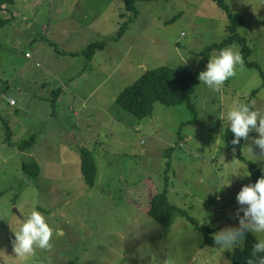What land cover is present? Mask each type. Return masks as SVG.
<instances>
[{
  "label": "rangeland",
  "instance_id": "1",
  "mask_svg": "<svg viewBox=\"0 0 264 264\" xmlns=\"http://www.w3.org/2000/svg\"><path fill=\"white\" fill-rule=\"evenodd\" d=\"M224 2L244 20L238 32L251 50L247 60L264 72V0ZM135 5L136 17L116 40L122 0H14L3 10L10 22L0 29V264H232L233 247L243 245L244 237L231 248L202 247L203 235L179 210L164 226L145 208L166 186L172 205L217 228L213 237L239 226L247 205L236 197L254 183L246 162L264 170V152L251 130L240 147L246 161L239 159L226 117L257 88L250 103L259 123L263 77L243 63L220 92L198 80L197 119L186 104L160 102L151 116L136 118L115 102L118 93L147 69L194 70L201 52L227 36L228 18L213 0ZM97 40L105 46L90 60L59 52ZM220 51L210 52L206 67ZM82 148L96 161L93 186L81 172ZM22 162L38 164V174L27 176ZM32 211L56 233L49 248L18 256L15 232Z\"/></svg>",
  "mask_w": 264,
  "mask_h": 264
},
{
  "label": "trees",
  "instance_id": "2",
  "mask_svg": "<svg viewBox=\"0 0 264 264\" xmlns=\"http://www.w3.org/2000/svg\"><path fill=\"white\" fill-rule=\"evenodd\" d=\"M136 1L138 0H122L123 11L119 12V17L122 19L119 27L112 37L113 40L120 38L125 30L127 29L130 22L136 17ZM220 9H222L228 18V24L226 26L227 36L220 40L219 42H214L208 45L203 52H201L202 58L195 67L194 70H187L185 68L173 67L168 65L159 66L152 69H147L143 72L133 83L124 87L118 95L115 97V102L124 110L131 113L138 119H142L147 116H151L153 113L154 103L160 102L164 105H177L186 104L191 110L194 118L197 119V108L192 102V97L195 93L196 86L198 83V77L201 71L206 70V62L209 58L211 51H220L227 48L230 45H239L241 47V52L244 58V64L248 67H255L258 72L262 75V86H264V72L262 71L259 64L255 61L247 60L250 55V48L247 45V39L245 36L239 34L238 28L243 25V18L241 16L234 15L229 12L227 5L224 0H213ZM14 0H0V29L6 26L10 22V17L3 16L2 12L9 4H13ZM7 10V9H6ZM128 18V19H127ZM46 28V26H45ZM105 41L97 40L90 42L81 51H59L60 54L76 56L82 54L87 60L91 57L97 50L104 48ZM62 89L61 87L59 88ZM58 89V90H59ZM257 88L250 91L249 96L246 101V105L252 110L250 100L254 97L257 92ZM57 92V91H56ZM0 119L2 116L0 114ZM7 132L10 133L9 125L3 120ZM251 132V131H250ZM249 132V134H250ZM244 138L240 139L238 143V157L239 159L246 161L241 155L240 147ZM33 137L23 141L21 149H26L29 147ZM172 148L166 149L165 155L169 156ZM80 163L81 172L84 176V181L87 185L93 186L96 173L97 165L96 161L92 157L91 151L87 148H82L80 150ZM170 164L169 162H167ZM249 167V171L254 183L263 176L261 168L254 162H246ZM22 170L27 176L37 175L39 172V165L35 162H22ZM170 166L166 167L168 169ZM138 204L134 199L132 201ZM140 204V203H139ZM179 210L181 214L185 215L190 222L196 225V229L203 235L202 247L204 245L214 246L215 240L212 236L216 232V227H210L207 225L197 224V221L191 217L189 214L183 212L180 208L172 205L167 198V188L164 186L162 190L153 192L148 196L147 207L145 211L154 218L157 222L164 226L170 225L172 221L173 212ZM259 240L251 233L247 232L244 236V243L242 246L233 247L231 253V263L232 264H259V259L264 254L253 255L254 245L258 243Z\"/></svg>",
  "mask_w": 264,
  "mask_h": 264
},
{
  "label": "clouds",
  "instance_id": "3",
  "mask_svg": "<svg viewBox=\"0 0 264 264\" xmlns=\"http://www.w3.org/2000/svg\"><path fill=\"white\" fill-rule=\"evenodd\" d=\"M243 63V57L235 46L223 49L219 55L209 59L206 70L200 72L198 79L214 92H220L225 81L234 77L237 66L243 67ZM258 117L259 113L246 104L227 113L226 119L230 121V130L234 134L233 145L238 144L241 138L248 139L249 132L255 130L259 138L254 140V144L264 152V117H260L257 123ZM225 184H230V181ZM236 199L241 206L247 205V208L242 209L244 216L240 218L238 227L227 228L215 235V243L221 248H231L247 232L264 233V176L255 183L243 186ZM55 233L56 230L43 214L32 211L19 231L15 232L14 251L18 256H26L34 248L47 249ZM256 254H264V239L254 245L253 255ZM259 264H264V256L260 257Z\"/></svg>",
  "mask_w": 264,
  "mask_h": 264
},
{
  "label": "built area",
  "instance_id": "4",
  "mask_svg": "<svg viewBox=\"0 0 264 264\" xmlns=\"http://www.w3.org/2000/svg\"><path fill=\"white\" fill-rule=\"evenodd\" d=\"M29 55H30L29 53H26V56H29ZM9 101H10V102H13V99L10 98Z\"/></svg>",
  "mask_w": 264,
  "mask_h": 264
},
{
  "label": "crops",
  "instance_id": "5",
  "mask_svg": "<svg viewBox=\"0 0 264 264\" xmlns=\"http://www.w3.org/2000/svg\"><path fill=\"white\" fill-rule=\"evenodd\" d=\"M27 25H28V24H27ZM43 28H44V26H43ZM46 28H48V27L46 26ZM46 28H45V29H46ZM26 53H28V52H26ZM29 56H30V55H29ZM27 57H28V56H27ZM9 99H10V98H9Z\"/></svg>",
  "mask_w": 264,
  "mask_h": 264
}]
</instances>
